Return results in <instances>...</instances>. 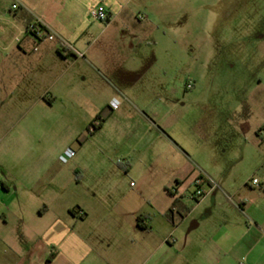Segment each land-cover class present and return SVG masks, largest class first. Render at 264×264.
Wrapping results in <instances>:
<instances>
[{
  "label": "crops",
  "instance_id": "obj_1",
  "mask_svg": "<svg viewBox=\"0 0 264 264\" xmlns=\"http://www.w3.org/2000/svg\"><path fill=\"white\" fill-rule=\"evenodd\" d=\"M178 3L0 0V264H264V203L224 199L219 168L203 161L215 155L211 128L176 112L175 52L166 47L162 64L158 43ZM259 103L246 134L264 150ZM102 110L110 116L91 136L111 123L120 163L80 146L72 165L82 175L53 172L75 122ZM195 171L216 177L217 191L188 209L182 183ZM217 197L229 210L211 207Z\"/></svg>",
  "mask_w": 264,
  "mask_h": 264
},
{
  "label": "rangeland",
  "instance_id": "obj_2",
  "mask_svg": "<svg viewBox=\"0 0 264 264\" xmlns=\"http://www.w3.org/2000/svg\"><path fill=\"white\" fill-rule=\"evenodd\" d=\"M178 1V12L171 19L159 21L160 32L166 35L159 38L158 43L162 64L167 58L166 47H172L175 52L174 70L179 79L176 112L194 121L205 120L211 128L210 136L204 140L215 155L203 161L211 171L219 168L224 199L259 207L264 203V188L261 185L251 187L249 182L255 178L264 182V150L253 146L246 130L258 124L261 117L256 107H260L259 101L264 103V0ZM147 45L154 43L149 40ZM227 113L240 121L237 123L240 128L233 130L226 124L221 126L220 116ZM261 113L264 117V112ZM94 117L75 122V137L68 148L76 154L83 146L89 153L96 151L99 161L110 159L115 165L120 163L121 156L116 152L122 145L121 136L113 134L111 123L96 135L88 134L86 129ZM73 159L66 163L58 161L52 171L60 170L75 178L82 175L81 167H73ZM107 168L102 171L108 173ZM205 176L217 184L216 177L209 173ZM197 180L203 177L195 171L182 183L183 203L188 209L196 205L193 195ZM202 189L207 191L205 182H202ZM219 202L222 200L217 197L211 207L226 210L227 207Z\"/></svg>",
  "mask_w": 264,
  "mask_h": 264
},
{
  "label": "built area",
  "instance_id": "obj_3",
  "mask_svg": "<svg viewBox=\"0 0 264 264\" xmlns=\"http://www.w3.org/2000/svg\"><path fill=\"white\" fill-rule=\"evenodd\" d=\"M11 10H16L17 9V6L16 5H11ZM89 16L94 19V20H97V21H100V22H104V23H107L109 20L106 16V14L98 9H91L89 11ZM144 17L139 15L137 16V19L138 20H142ZM38 35V34H36ZM48 40H52L53 37L52 36H48L47 37ZM78 57H82L81 54H78ZM191 86L190 85H187V88H190ZM114 109H116V106L113 107ZM74 156V152L71 151L70 149L66 150L60 157V161L62 163H65L68 159L72 158ZM202 182H205L206 186H207V191H203L202 189ZM195 184L197 186V190L195 191L194 195H193V198L194 200L197 202V201H200L202 200L205 196H207L213 189H215L217 186H216V183L209 177H204L203 181L202 180H197L195 181ZM250 186L251 187H259L260 184L258 182L257 179H251L250 182H249ZM229 200H231L230 198H228ZM242 205H244L243 202L241 201H238L236 202V206L237 207H241Z\"/></svg>",
  "mask_w": 264,
  "mask_h": 264
},
{
  "label": "trees",
  "instance_id": "obj_4",
  "mask_svg": "<svg viewBox=\"0 0 264 264\" xmlns=\"http://www.w3.org/2000/svg\"><path fill=\"white\" fill-rule=\"evenodd\" d=\"M109 116H110V113H109L108 110H102L99 114H97L94 117L93 121H91L88 124V127L86 129L87 133L88 134H92L93 132L97 131L102 126V124L108 119ZM137 224H138V227L144 228L140 224V219L139 218L137 219Z\"/></svg>",
  "mask_w": 264,
  "mask_h": 264
}]
</instances>
